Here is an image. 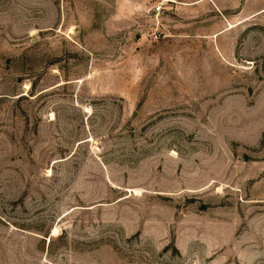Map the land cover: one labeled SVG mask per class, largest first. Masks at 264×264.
Here are the masks:
<instances>
[{
	"label": "rangeland",
	"instance_id": "rangeland-1",
	"mask_svg": "<svg viewBox=\"0 0 264 264\" xmlns=\"http://www.w3.org/2000/svg\"><path fill=\"white\" fill-rule=\"evenodd\" d=\"M0 264H264V0H0Z\"/></svg>",
	"mask_w": 264,
	"mask_h": 264
},
{
	"label": "bare ground",
	"instance_id": "bare-ground-1",
	"mask_svg": "<svg viewBox=\"0 0 264 264\" xmlns=\"http://www.w3.org/2000/svg\"><path fill=\"white\" fill-rule=\"evenodd\" d=\"M53 232H56V228L54 229V231Z\"/></svg>",
	"mask_w": 264,
	"mask_h": 264
}]
</instances>
